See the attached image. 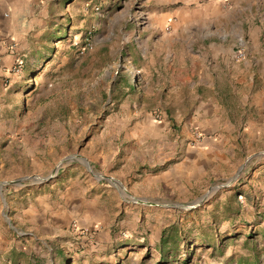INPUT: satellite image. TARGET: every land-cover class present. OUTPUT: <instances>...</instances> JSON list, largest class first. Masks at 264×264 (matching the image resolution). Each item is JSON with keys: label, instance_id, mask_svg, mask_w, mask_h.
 <instances>
[{"label": "rangeland", "instance_id": "1", "mask_svg": "<svg viewBox=\"0 0 264 264\" xmlns=\"http://www.w3.org/2000/svg\"><path fill=\"white\" fill-rule=\"evenodd\" d=\"M101 22L95 32L88 29L90 42H86L67 19L66 38L50 56L45 55L31 71L21 65L16 73L13 66L1 78L0 264L69 263L60 247L59 229L47 222L72 182L112 186L120 199L146 206L149 216L162 214L171 226L166 245L174 251L171 264L185 259L190 264H264V142L236 146L240 152L234 160L232 153H226L229 162L218 160L192 184L190 194L174 196L168 203L133 197L118 178L110 176L129 171L109 164L110 159L139 155L133 147L140 135L131 142L124 139L137 131L134 123L152 122L155 114L163 113L165 128L155 142L161 140L167 150L174 148L170 79L176 72L172 74L170 60L163 62L159 74L154 65L149 71L143 63L139 38L150 22L144 1L114 0L104 9ZM174 26L173 17L158 31L163 56L178 55ZM193 31L217 33L210 25ZM166 42L172 44L169 51ZM143 68L150 85L161 80L163 96L150 88L145 97L140 95L146 80ZM124 104L130 105L129 111ZM66 158L72 159L63 162ZM22 179L27 180L13 184ZM134 199L152 204H137ZM33 210L45 212L47 220L36 222L29 214Z\"/></svg>", "mask_w": 264, "mask_h": 264}, {"label": "crops", "instance_id": "2", "mask_svg": "<svg viewBox=\"0 0 264 264\" xmlns=\"http://www.w3.org/2000/svg\"><path fill=\"white\" fill-rule=\"evenodd\" d=\"M142 1L150 18L141 30L146 34L139 38L145 53L143 63L149 71L154 65L159 74L163 62L170 60L171 72H176L170 79L175 100L174 117L170 116L174 118V148L167 150L161 140L155 142L162 138L160 131L166 123L160 111L159 119L134 123L138 134L130 132L124 137L131 142L140 135L133 147L138 148V157L110 159L108 163L129 169L125 176L115 172L110 176L118 178L133 197L168 203L174 196L190 194L192 184L204 178L218 160L224 161L226 153H232L234 160L237 150L240 152L236 146L264 142V0ZM113 3L0 0V81L17 63L31 71L33 65L50 56L66 38L67 19L90 42L88 29L97 30L104 9ZM173 17L178 55L163 56L160 32L163 23ZM207 25L217 33L193 31ZM165 46L168 51L172 48L168 42ZM240 49L246 54L242 61L235 59ZM149 88L163 96L161 80L152 85L144 80L140 95L145 97ZM124 106L129 111L130 105ZM194 133L202 140L193 145ZM139 166L144 169L134 171ZM102 185L72 182L56 213H50L47 224L59 229L60 247L70 259L68 264H171L174 251L166 246L171 239L167 236L169 220L162 214L149 216L146 206H133L120 199L112 186ZM29 214L38 223L47 220L45 212L36 214L33 210ZM123 232L127 237H122ZM187 262L175 264H190Z\"/></svg>", "mask_w": 264, "mask_h": 264}, {"label": "built area", "instance_id": "3", "mask_svg": "<svg viewBox=\"0 0 264 264\" xmlns=\"http://www.w3.org/2000/svg\"><path fill=\"white\" fill-rule=\"evenodd\" d=\"M87 47H89V44L86 45ZM246 58V54L245 52L240 49L238 51H236L235 53V59L238 60V61H242ZM21 69V64L20 63H17L14 67H13V70L14 72L18 73ZM156 118H160V115L159 114H155ZM202 140V136L199 134V133H194V141H193V145L194 144H197L199 142H201ZM122 237H127V234L125 232L122 233Z\"/></svg>", "mask_w": 264, "mask_h": 264}, {"label": "water", "instance_id": "4", "mask_svg": "<svg viewBox=\"0 0 264 264\" xmlns=\"http://www.w3.org/2000/svg\"><path fill=\"white\" fill-rule=\"evenodd\" d=\"M72 158H66L63 162H65V161H68V160H71ZM36 178H33V180H35ZM24 180H27V179H22V180H17V181H15V182H13V184H20L22 181H24ZM37 180V179H36ZM39 180V179H38ZM41 181H45V179H42ZM2 185H4V184H2ZM133 202H135V203H137V204H142V205H151L150 203H148L147 201H145V200H141V199H134V201Z\"/></svg>", "mask_w": 264, "mask_h": 264}]
</instances>
